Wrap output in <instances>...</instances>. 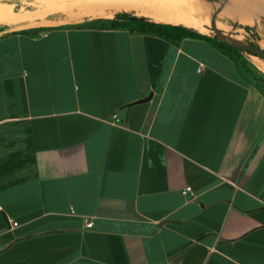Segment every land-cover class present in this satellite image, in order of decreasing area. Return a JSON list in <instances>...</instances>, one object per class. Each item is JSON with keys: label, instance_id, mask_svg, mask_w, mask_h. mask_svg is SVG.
Returning a JSON list of instances; mask_svg holds the SVG:
<instances>
[{"label": "crops", "instance_id": "obj_1", "mask_svg": "<svg viewBox=\"0 0 264 264\" xmlns=\"http://www.w3.org/2000/svg\"><path fill=\"white\" fill-rule=\"evenodd\" d=\"M101 22L0 35V264H264V92Z\"/></svg>", "mask_w": 264, "mask_h": 264}, {"label": "rangeland", "instance_id": "obj_2", "mask_svg": "<svg viewBox=\"0 0 264 264\" xmlns=\"http://www.w3.org/2000/svg\"><path fill=\"white\" fill-rule=\"evenodd\" d=\"M248 1L259 4L264 9V1L261 0H228V4L218 15V26L223 31L232 33L235 37L262 46L264 44V13L254 16ZM211 2L213 7L219 5V1ZM0 7H10L25 17L22 22L4 21L0 23V35L33 26L72 25L88 18H111L120 11H128L138 16L168 22L127 6L124 0H0ZM189 7L190 13L188 11L186 14H191L196 18L198 27L209 28L212 5L206 1L197 0L196 4L192 3ZM239 7L244 9L238 13L239 15H236L234 12ZM235 23H237V27L234 26ZM210 33L211 31L207 32V34ZM240 60L251 72L255 71L264 77L263 57L253 53H243Z\"/></svg>", "mask_w": 264, "mask_h": 264}, {"label": "trees", "instance_id": "obj_3", "mask_svg": "<svg viewBox=\"0 0 264 264\" xmlns=\"http://www.w3.org/2000/svg\"><path fill=\"white\" fill-rule=\"evenodd\" d=\"M101 24H95L100 27L111 28H127L131 32L137 33H152L164 36L167 39L179 42L186 37H196L209 41L214 44L218 49L225 52L233 60H235L243 69H245L254 79L258 87L264 92V77L257 74L255 71L251 72L246 65L241 62L240 58L243 57V52L225 42L213 38L211 35L204 33L196 28L189 27L182 24H173L171 22L158 21L144 16L135 15L132 12L120 11L111 18H100ZM252 53L251 51H248ZM260 56V55H258ZM262 57V56H261ZM264 58V57H263Z\"/></svg>", "mask_w": 264, "mask_h": 264}, {"label": "bare ground", "instance_id": "obj_4", "mask_svg": "<svg viewBox=\"0 0 264 264\" xmlns=\"http://www.w3.org/2000/svg\"><path fill=\"white\" fill-rule=\"evenodd\" d=\"M203 1H206V3L211 4L213 7L211 1ZM196 2L197 0H124L125 5L133 7L135 9H139L141 12L150 14L160 20H166L173 24L187 25L189 27H193L204 33H207L211 31V29H209L208 27H198L196 18L194 16H191V14H186V12L190 10L189 5L191 6L192 3L196 4ZM247 3L254 13V16L260 13H264L263 6L261 7L259 4L249 1ZM243 9V7H239L234 13L236 15H239L238 13L242 12ZM24 18V15H20L18 12L10 9V7H0V23L4 21L22 22ZM262 46L264 47V44H262Z\"/></svg>", "mask_w": 264, "mask_h": 264}, {"label": "water", "instance_id": "obj_5", "mask_svg": "<svg viewBox=\"0 0 264 264\" xmlns=\"http://www.w3.org/2000/svg\"><path fill=\"white\" fill-rule=\"evenodd\" d=\"M208 1H215V0H208ZM216 1H219V5L213 7L210 18V24H209L211 33L209 35H211L213 38L217 40L225 42L241 50L245 54H249L248 51H251L255 55H260L264 57L263 46L253 43L249 40L235 37L232 33L225 32L218 26V15L226 7L227 0H216ZM234 26L237 27V23H235Z\"/></svg>", "mask_w": 264, "mask_h": 264}, {"label": "built area", "instance_id": "obj_6", "mask_svg": "<svg viewBox=\"0 0 264 264\" xmlns=\"http://www.w3.org/2000/svg\"><path fill=\"white\" fill-rule=\"evenodd\" d=\"M202 69V67H200V70ZM182 193L184 194V195H188V194H194V192H193V189H192V187L189 185V186H187L185 189H183L182 190ZM15 225H17V222H15L14 223ZM86 226L87 227H93L94 226V221L93 220H88L87 222H86ZM2 247L0 246V249H1Z\"/></svg>", "mask_w": 264, "mask_h": 264}]
</instances>
